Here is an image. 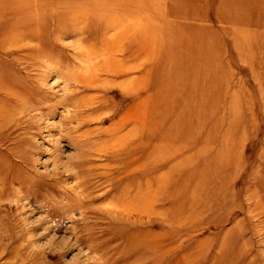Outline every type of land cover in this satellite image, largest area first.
I'll list each match as a JSON object with an SVG mask.
<instances>
[{
    "label": "rangeland",
    "instance_id": "1",
    "mask_svg": "<svg viewBox=\"0 0 264 264\" xmlns=\"http://www.w3.org/2000/svg\"><path fill=\"white\" fill-rule=\"evenodd\" d=\"M147 1L0 3V264H264V33L231 32L218 146H153Z\"/></svg>",
    "mask_w": 264,
    "mask_h": 264
},
{
    "label": "crops",
    "instance_id": "2",
    "mask_svg": "<svg viewBox=\"0 0 264 264\" xmlns=\"http://www.w3.org/2000/svg\"><path fill=\"white\" fill-rule=\"evenodd\" d=\"M5 1L10 0L0 3ZM143 4L144 19L138 22L136 17L128 25L150 27L151 36L139 40L146 48L141 62L135 56L137 64L127 63L129 73L140 70L142 83L149 80L150 84L142 86L149 89L141 104L142 138L145 135L153 146L183 151L218 146L228 93L231 32L264 33V0H149Z\"/></svg>",
    "mask_w": 264,
    "mask_h": 264
}]
</instances>
